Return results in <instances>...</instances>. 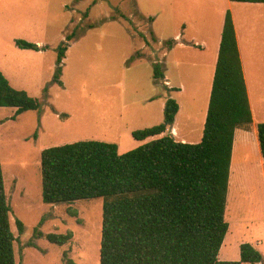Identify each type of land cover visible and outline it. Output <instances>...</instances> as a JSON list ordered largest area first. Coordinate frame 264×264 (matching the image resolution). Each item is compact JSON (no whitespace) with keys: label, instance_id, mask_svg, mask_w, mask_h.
Wrapping results in <instances>:
<instances>
[{"label":"rangeland","instance_id":"1","mask_svg":"<svg viewBox=\"0 0 264 264\" xmlns=\"http://www.w3.org/2000/svg\"><path fill=\"white\" fill-rule=\"evenodd\" d=\"M224 5V0H0V71L41 102L39 110L16 119V108L0 107V160L18 264H64L65 251L78 264H100L103 198L45 203L42 151L99 140L117 143L126 153L162 137H133L134 131L165 120L170 93L164 80L156 81L155 63L177 87L172 98L182 107L175 135L171 128L167 134L178 141L202 140L209 101L205 77L211 71L202 56L209 50L172 48L178 33L193 45L199 33L212 35ZM235 16L242 31L256 28V51L264 52V4L235 8ZM17 39L48 48L23 49ZM63 43L68 49L57 81ZM246 154L234 149L226 212L230 228L219 259L239 261L241 244L251 243L263 254L258 264H264V164L257 147ZM17 219L24 223L22 234ZM69 232L73 236L64 245L47 238Z\"/></svg>","mask_w":264,"mask_h":264},{"label":"trees","instance_id":"2","mask_svg":"<svg viewBox=\"0 0 264 264\" xmlns=\"http://www.w3.org/2000/svg\"><path fill=\"white\" fill-rule=\"evenodd\" d=\"M264 3V0H231ZM73 32L67 42L75 37ZM23 49L42 51L47 46L16 40ZM171 45V44H169ZM68 43L59 48V80ZM156 81L165 80L161 63L154 64ZM171 89H168L170 92ZM175 90V89H172ZM0 107H14L16 119L25 111L39 110L41 102L15 88L0 71ZM180 104L169 97L163 123L136 130L138 141L162 136L120 153L119 145L81 140L42 151L43 201L73 203L103 198L100 264H258L261 251L251 243L240 246V260H220L219 253L230 224L226 219L237 129L249 130L254 117L244 75L236 27L227 11L219 56L199 143L178 141L167 134ZM264 164V122L258 124ZM3 167L0 160V264H18V241L11 223ZM78 216V211H70ZM19 232L24 223L16 220ZM73 233L49 234L64 245ZM64 264H78L67 251Z\"/></svg>","mask_w":264,"mask_h":264},{"label":"crops","instance_id":"3","mask_svg":"<svg viewBox=\"0 0 264 264\" xmlns=\"http://www.w3.org/2000/svg\"><path fill=\"white\" fill-rule=\"evenodd\" d=\"M207 1L209 3H212V0H207ZM224 1H225V5L223 7H220V10L218 12L220 19L212 35H208V34L202 35L201 33H199V35H201L202 37L201 38L197 37L193 45V42L186 40L184 36L181 35V33H178L176 35V39H178L179 42H177L176 44L174 43L175 46L172 49L194 48L200 46L205 48V50L206 49L209 50V52H207V55L205 57L202 56L204 61L210 62L211 65V71L205 77L207 78V86L209 87V101L204 116V125H205L215 71H216L217 60L219 56L224 22L227 11L230 10L232 12L236 27V33H237L239 50L243 64L244 75L247 83L250 103L254 117L253 124L251 125V128L249 130L237 129L234 149L237 150V146H238V148L241 151L245 152V155H247L246 152L251 147L255 146L257 147L259 156L261 158V161L263 162L259 138H258V124L264 122V97H263L264 96V52L256 51L257 48L256 39H260V33L257 32L254 26L253 27L248 26L247 28L244 29V31H242V28L239 26L237 22V18L235 16V8L244 10L247 7H252V6L255 7L257 5H263L264 3L233 2L231 0H224ZM213 2L216 4L215 1ZM248 24H250V22H248ZM201 52H206V51H201ZM165 75L166 78L164 80V85L167 86L168 89H171L169 93H170V97H173L172 94L174 93V90L172 89H176L177 87H175L172 84L168 75L167 74ZM182 85H183L182 87L181 86L179 87L180 92H183L185 88L184 84ZM181 109L182 107L180 106V111L176 116L175 123L171 127V133H173L174 135L176 133L175 129H177V118L181 112ZM257 117L260 119H257ZM119 150H120V146H119ZM243 161L246 162L247 158L246 157L243 158Z\"/></svg>","mask_w":264,"mask_h":264}]
</instances>
